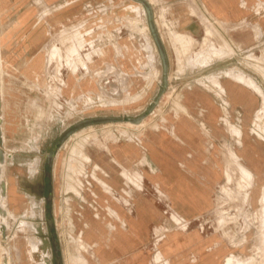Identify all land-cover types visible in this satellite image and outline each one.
Instances as JSON below:
<instances>
[{
    "label": "rangeland",
    "instance_id": "obj_1",
    "mask_svg": "<svg viewBox=\"0 0 264 264\" xmlns=\"http://www.w3.org/2000/svg\"><path fill=\"white\" fill-rule=\"evenodd\" d=\"M150 3L166 45L170 81L154 110L140 123H131L127 118L146 112L164 79L142 3L0 0V264H54L47 224L51 215L65 264H73L70 258L78 254L75 208L84 203L73 184L87 168L84 158H74V148L88 154L98 142L142 135L159 119L154 114L202 108L188 94L209 88L216 92V85L223 96L215 104L229 110L221 121L230 159L225 153L213 209L197 225L213 236L215 246L217 239L226 245L221 264H264V30L245 20L241 30L234 31L236 36L233 30L223 36L215 21H226L213 19L199 0ZM210 7L222 13L213 3ZM260 11L264 13V7ZM192 23L196 38L185 55L177 56L168 31L176 33ZM205 25L215 34L207 36ZM251 26L256 39L249 35ZM217 52L223 54L219 62ZM230 75L244 90L232 99L223 87ZM106 115L125 120L75 130L59 143L52 164H47V154L67 129ZM234 158L246 177L241 210L221 191L235 188L239 173L230 164ZM93 203L94 196L85 202Z\"/></svg>",
    "mask_w": 264,
    "mask_h": 264
},
{
    "label": "crops",
    "instance_id": "obj_2",
    "mask_svg": "<svg viewBox=\"0 0 264 264\" xmlns=\"http://www.w3.org/2000/svg\"><path fill=\"white\" fill-rule=\"evenodd\" d=\"M199 1L213 19L226 21L214 20L223 36L232 30L236 36L234 31H240L245 20L264 30L260 11L264 0H214L222 13L210 9L213 0ZM249 35L257 37L252 26ZM217 54L219 62L223 54ZM229 77L223 87L232 99L244 90L241 82ZM216 88V92L209 88L188 94L202 108L154 114L159 119L143 136L110 138L108 147L98 142L90 148L88 159L84 158L86 173L73 184L75 195L84 201L75 208L78 254L70 258L73 264L222 263L226 245L217 239L215 246L213 236L197 225L213 209L225 153L230 159L231 148L224 151L221 121L229 110L215 104L223 96L220 86ZM93 196L95 203L85 204Z\"/></svg>",
    "mask_w": 264,
    "mask_h": 264
},
{
    "label": "water",
    "instance_id": "obj_3",
    "mask_svg": "<svg viewBox=\"0 0 264 264\" xmlns=\"http://www.w3.org/2000/svg\"><path fill=\"white\" fill-rule=\"evenodd\" d=\"M136 1L142 3L147 11L150 31L153 35L154 41L158 47V50L160 52V55L163 61L164 79H163V86L161 90L157 94L151 106L146 110V112H143L142 114H139L136 116H130L127 118V121L131 123H140L142 120L146 118V116L149 113H151L154 110V108L156 107L161 97L165 94L168 88L169 76H170V63H169L168 53L166 50L164 39L162 38L159 32V29L157 27V24L154 18L153 6L149 0H136ZM124 120H125L124 116L106 115V116L87 118V119H83L77 122L76 124H74L73 127L67 129L60 136L58 142H56L54 146L51 148V150L47 154V159H46L47 164L48 165L52 164L54 156L58 149L59 143L65 140L75 130L91 125L93 123L122 122ZM47 175L50 176V171H47ZM51 197H52V193L49 192L48 201L51 200ZM47 224H48L49 238H50V242H51L52 250H53L54 264H64L61 250H60V242H59L56 230H55V221L52 215L48 217Z\"/></svg>",
    "mask_w": 264,
    "mask_h": 264
},
{
    "label": "bare ground",
    "instance_id": "obj_4",
    "mask_svg": "<svg viewBox=\"0 0 264 264\" xmlns=\"http://www.w3.org/2000/svg\"><path fill=\"white\" fill-rule=\"evenodd\" d=\"M150 2H154L155 0H149ZM194 1V0H193ZM213 4L216 5V2L213 0L212 1ZM213 6V5H212ZM217 6V5H216ZM232 6V5H231ZM230 6V7H231ZM219 11L222 12V10L219 8ZM195 13V11H194ZM238 15V14H237ZM162 16H164V13H162ZM199 21L200 18L198 15H195ZM159 18V17H158ZM170 23V22H169ZM160 27V26H159ZM196 25L194 23L190 24V28H185L182 27V29H180L178 32L174 33L173 30H169L168 31V37H169V41L170 44L172 46V48L174 49L173 51H175V53L177 54V56H179L180 54L185 55L189 49L191 48V44L193 43L194 39L196 38V34H195V29ZM167 29V28H166ZM205 33L207 36H211L214 35L215 33H213L212 29L210 26L205 25ZM202 43V42H201ZM60 52H58L59 54ZM136 98V97H135ZM137 99V98H136ZM135 99V100H136ZM104 146L108 147V144H106V141L102 142ZM84 149V148H83ZM100 151V150H99ZM74 153H75V157H82L85 159H88V156L83 153V151L80 148H74ZM96 153V152H95ZM107 155V154H106ZM109 155V154H108ZM74 156V155H73ZM98 157V156H97ZM96 157V158H97ZM111 157V156H110ZM73 158V157H72ZM109 160V159H108ZM235 162V164H233ZM239 161L237 159L234 158V160H232V162L230 164L235 165L236 169L239 173V177L236 178L235 180V188L234 189H228L226 187H222L221 191L222 192H226L227 195H229V197L235 202L236 206L241 210L242 207H244V204L246 202V196H245V192H244V188H243V181L246 179L245 177V173L243 171V169L240 167ZM78 163V162H77ZM233 179V177H231L229 175V180ZM78 181V179H77ZM263 192H264V188H263ZM262 192V193H263ZM224 194V193H223ZM217 202V201H215ZM262 203V201H261ZM249 205V204H248ZM248 207V206H247ZM264 211V209H263ZM69 234V233H68ZM68 236V235H67ZM250 240V239H249ZM252 247V246H251ZM72 253V252H71ZM252 254V253H251ZM74 263V262H73Z\"/></svg>",
    "mask_w": 264,
    "mask_h": 264
}]
</instances>
